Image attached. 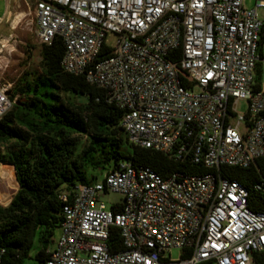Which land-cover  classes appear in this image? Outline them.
Here are the masks:
<instances>
[{
    "label": "built area",
    "instance_id": "obj_1",
    "mask_svg": "<svg viewBox=\"0 0 264 264\" xmlns=\"http://www.w3.org/2000/svg\"><path fill=\"white\" fill-rule=\"evenodd\" d=\"M259 9L264 0H33L38 41L61 40L62 69L104 90L129 143L205 169L162 176L123 159L61 189L59 234L41 264H264V210L219 170L264 168ZM8 89L0 119L15 101ZM252 188L264 192L263 180ZM107 192L121 203L106 206ZM112 227L121 248L111 250Z\"/></svg>",
    "mask_w": 264,
    "mask_h": 264
},
{
    "label": "trees",
    "instance_id": "obj_2",
    "mask_svg": "<svg viewBox=\"0 0 264 264\" xmlns=\"http://www.w3.org/2000/svg\"><path fill=\"white\" fill-rule=\"evenodd\" d=\"M39 52V70L23 71L14 81L9 96L15 101L0 119V165L5 163L0 181L8 165L17 188L11 201L0 205V246L5 250L1 264L44 262L62 220L59 191L91 183L123 159L149 166L162 176L179 168L189 173L205 171L129 143L119 125L121 110L105 100L104 90L83 75L62 69L63 45L58 37L40 43ZM80 137L85 143L78 151ZM219 170L247 188L251 210H264V192L252 188L263 180L264 189V168L259 162ZM35 241L38 246L32 252ZM108 242L111 250L121 248L115 227Z\"/></svg>",
    "mask_w": 264,
    "mask_h": 264
},
{
    "label": "rangeland",
    "instance_id": "obj_3",
    "mask_svg": "<svg viewBox=\"0 0 264 264\" xmlns=\"http://www.w3.org/2000/svg\"><path fill=\"white\" fill-rule=\"evenodd\" d=\"M254 1L245 0V5L251 7ZM258 13L263 18L261 14L264 13V9H259ZM14 20L16 21L13 22ZM39 50L40 42L36 35L33 0H0V87L10 88L23 71H38L40 66ZM236 110L244 113L246 110L245 101H239ZM84 143V137H80L77 142L78 151ZM4 169V173L8 169L12 170L8 165ZM97 179H101V175ZM2 180L3 178L0 181V205H4L11 199L17 190L15 179L14 184L7 188L2 186ZM100 200L109 206L121 203L122 196L117 192H107L102 195ZM58 234V229H55L53 240L57 238ZM37 246L38 243L35 241L32 252ZM180 255L181 250L178 248H172L166 254L170 260H177Z\"/></svg>",
    "mask_w": 264,
    "mask_h": 264
},
{
    "label": "bare ground",
    "instance_id": "obj_4",
    "mask_svg": "<svg viewBox=\"0 0 264 264\" xmlns=\"http://www.w3.org/2000/svg\"><path fill=\"white\" fill-rule=\"evenodd\" d=\"M15 21L16 20H14L13 22H15ZM1 47H3V45H1ZM14 175L15 174L13 173V170H10V169L6 170L5 173L3 172V175H2V178H3V180H2V186H4V187L7 188V187H10L11 185H13L14 184V179H15V176Z\"/></svg>",
    "mask_w": 264,
    "mask_h": 264
},
{
    "label": "water",
    "instance_id": "obj_5",
    "mask_svg": "<svg viewBox=\"0 0 264 264\" xmlns=\"http://www.w3.org/2000/svg\"><path fill=\"white\" fill-rule=\"evenodd\" d=\"M10 93V91L9 90H6V94H9ZM12 199V198H11ZM11 199H9L8 201H6L5 202V204L3 205V206H6L10 201H11Z\"/></svg>",
    "mask_w": 264,
    "mask_h": 264
},
{
    "label": "crops",
    "instance_id": "obj_6",
    "mask_svg": "<svg viewBox=\"0 0 264 264\" xmlns=\"http://www.w3.org/2000/svg\"><path fill=\"white\" fill-rule=\"evenodd\" d=\"M8 90H9V89H8ZM4 164H5V163H4ZM7 164H8V163H7ZM2 165H3V164L0 165V170H1V168H2Z\"/></svg>",
    "mask_w": 264,
    "mask_h": 264
}]
</instances>
